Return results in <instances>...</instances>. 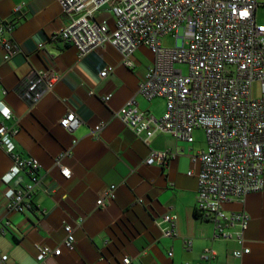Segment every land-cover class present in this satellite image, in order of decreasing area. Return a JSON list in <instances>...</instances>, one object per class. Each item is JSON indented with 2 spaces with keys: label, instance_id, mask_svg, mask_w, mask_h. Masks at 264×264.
<instances>
[{
  "label": "crops",
  "instance_id": "crops-1",
  "mask_svg": "<svg viewBox=\"0 0 264 264\" xmlns=\"http://www.w3.org/2000/svg\"><path fill=\"white\" fill-rule=\"evenodd\" d=\"M0 17L13 22L7 36L21 48L5 60L0 41V125L17 128V152L41 165L40 186L30 197L33 208L8 209L6 191L24 188L31 179L22 171L8 183L3 180L13 159L0 145V264H39L42 245L62 250L47 257L48 264H122L125 256L132 264H264V187L224 206L228 214L249 215L242 244L234 236L215 235L211 217L197 212L201 165L193 157L206 147L203 130H195L192 143L166 132L144 141L118 117L130 99L152 116L166 110L164 98L149 100L139 92L155 59L147 46L135 51L132 67L124 65L112 44L79 57L77 48L59 37L70 18L58 0H0ZM96 19L114 27L109 7L100 9ZM107 68L109 74L101 77ZM33 69L57 76L35 104L23 97ZM2 108L10 109L12 117L5 118ZM69 111L81 119L74 131L59 124ZM100 122L105 127L96 137L92 130ZM153 150L176 156L164 166L150 165L146 159ZM61 167L70 169V176ZM113 185L115 197L97 205ZM163 214L177 215V235L162 234L155 220ZM68 224L75 237L72 248L64 245ZM242 246L250 252L235 257ZM207 248L215 251L213 258H204Z\"/></svg>",
  "mask_w": 264,
  "mask_h": 264
},
{
  "label": "built area",
  "instance_id": "built-area-1",
  "mask_svg": "<svg viewBox=\"0 0 264 264\" xmlns=\"http://www.w3.org/2000/svg\"><path fill=\"white\" fill-rule=\"evenodd\" d=\"M69 15L68 24L59 33L66 44L77 48L79 57L106 44H112L123 57L124 65H135L133 55L147 46L155 59L139 85L147 99L162 97L166 110L160 117L138 107L134 99L126 102L118 117L142 140L149 141L157 133H170L178 140L192 143L196 129H202L206 147L193 157L200 162L197 189V212L214 222L215 235L232 237L243 243L249 215L245 211L228 214L224 206L234 198H242L264 187V24L256 21L258 0H58ZM17 5L16 10L24 6ZM109 7L114 14V27L96 13ZM14 28L11 21L0 17V41L8 60L21 48L8 37ZM172 35L180 42L164 45L162 38ZM176 64H187L188 72ZM111 69L101 71L106 77ZM57 76L33 69L27 75L23 97L31 104L51 90ZM108 98V97H107ZM106 98V99H107ZM5 118L10 109L2 108ZM61 127L74 131L80 117L67 112L59 121ZM105 127L100 122L92 132L100 137ZM17 128L0 125V145L11 155L13 164L3 180L8 183L20 172L31 181L21 189L6 191L8 209H32L30 197L40 186V162L22 157L13 140ZM176 156L170 150H153L146 159L150 165L164 166ZM61 158L56 163L60 164ZM70 176V169L61 167ZM115 197V186L105 189L97 205ZM177 215L163 214L155 220L162 234L177 235ZM235 225L239 229L230 231ZM64 245L72 248L74 234L66 225ZM61 248L38 246L39 264L61 254ZM250 252L249 247L236 249L235 257ZM172 253H170L171 255ZM215 256L207 248L205 259ZM7 255L2 257L5 260ZM122 264H132L125 256Z\"/></svg>",
  "mask_w": 264,
  "mask_h": 264
},
{
  "label": "rangeland",
  "instance_id": "rangeland-1",
  "mask_svg": "<svg viewBox=\"0 0 264 264\" xmlns=\"http://www.w3.org/2000/svg\"><path fill=\"white\" fill-rule=\"evenodd\" d=\"M260 3L257 7L256 11V21L259 24H264V0H258ZM162 41L164 45L167 46H174L177 42L179 43V40H176V38L172 35H167L162 38ZM177 68H182L184 73L188 72V65L187 64H176Z\"/></svg>",
  "mask_w": 264,
  "mask_h": 264
},
{
  "label": "trees",
  "instance_id": "trees-1",
  "mask_svg": "<svg viewBox=\"0 0 264 264\" xmlns=\"http://www.w3.org/2000/svg\"><path fill=\"white\" fill-rule=\"evenodd\" d=\"M198 214V213H197Z\"/></svg>",
  "mask_w": 264,
  "mask_h": 264
}]
</instances>
